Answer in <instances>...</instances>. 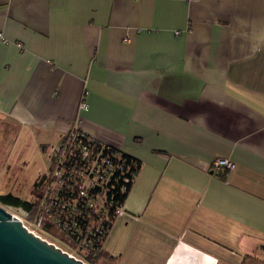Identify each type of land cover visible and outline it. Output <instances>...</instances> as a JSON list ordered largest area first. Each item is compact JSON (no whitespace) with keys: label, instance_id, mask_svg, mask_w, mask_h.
Returning <instances> with one entry per match:
<instances>
[{"label":"crops","instance_id":"crops-1","mask_svg":"<svg viewBox=\"0 0 264 264\" xmlns=\"http://www.w3.org/2000/svg\"><path fill=\"white\" fill-rule=\"evenodd\" d=\"M0 125V170L18 129L48 171L73 125L139 159L119 218L162 264L264 251V0H0Z\"/></svg>","mask_w":264,"mask_h":264},{"label":"built area","instance_id":"built-area-1","mask_svg":"<svg viewBox=\"0 0 264 264\" xmlns=\"http://www.w3.org/2000/svg\"><path fill=\"white\" fill-rule=\"evenodd\" d=\"M86 108L83 96L79 109ZM112 148L119 149L77 125L69 128L54 151L37 211L28 219L32 227L21 219L36 235L89 264L103 256L111 228L124 212L125 200L113 199L117 184L122 181L120 191L125 192V183L132 186L137 175L131 169L133 161L123 160ZM234 166L229 158L215 157L208 168L232 170Z\"/></svg>","mask_w":264,"mask_h":264},{"label":"rangeland","instance_id":"rangeland-1","mask_svg":"<svg viewBox=\"0 0 264 264\" xmlns=\"http://www.w3.org/2000/svg\"><path fill=\"white\" fill-rule=\"evenodd\" d=\"M2 130L3 128L0 136ZM35 139L36 137L32 136L28 129H18L14 132L13 142L0 170V194L10 192L22 199H33V183L43 172L47 173L50 163L49 151H43ZM5 206L22 219L28 227H32L24 209L11 205ZM42 236L51 240L44 234ZM158 245L157 242L153 247L142 245L140 225L131 219L123 223L120 218H117L106 242V247L114 256H101L95 264H162L163 247L159 245L161 252L155 255ZM170 246V242L165 245L167 248ZM217 254L221 255V252ZM261 254V256H256L264 260V251H261ZM170 264L217 263L213 257L189 246L181 245Z\"/></svg>","mask_w":264,"mask_h":264},{"label":"water","instance_id":"water-1","mask_svg":"<svg viewBox=\"0 0 264 264\" xmlns=\"http://www.w3.org/2000/svg\"><path fill=\"white\" fill-rule=\"evenodd\" d=\"M48 223L45 228H48ZM0 264H89L29 230L0 203Z\"/></svg>","mask_w":264,"mask_h":264},{"label":"trees","instance_id":"trees-1","mask_svg":"<svg viewBox=\"0 0 264 264\" xmlns=\"http://www.w3.org/2000/svg\"><path fill=\"white\" fill-rule=\"evenodd\" d=\"M115 151H118L121 155V157H123V160H132L133 161V165L132 168L133 171L138 172L140 166H141V161L139 159H137L136 157L132 156L131 154L123 151V150H119L116 148H112ZM135 164V165H134ZM47 178V173H43L41 174L33 183V199L31 200H26V199H22L18 196L13 195L12 193L8 192V193H4V194H0V203L3 205H11L14 207H21L22 209H24L27 212V218L31 219L33 218L34 214L37 211L38 208V204H39V200L41 198V193L43 190V185L44 182ZM123 184V182H119L115 188L114 191V201L117 203H121L125 200L126 196H127V192L128 189H130L131 183H125L126 184V191L125 192H121L120 191V186ZM106 254V251L103 252V256ZM240 264H264V260H261V258L257 257L256 255H252V254H245L240 262Z\"/></svg>","mask_w":264,"mask_h":264}]
</instances>
